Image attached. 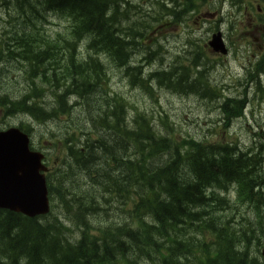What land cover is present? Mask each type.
I'll return each instance as SVG.
<instances>
[{
	"label": "trees",
	"instance_id": "16d2710c",
	"mask_svg": "<svg viewBox=\"0 0 264 264\" xmlns=\"http://www.w3.org/2000/svg\"><path fill=\"white\" fill-rule=\"evenodd\" d=\"M10 2L15 16L4 35L24 50L7 47L0 61L2 119H16L29 133L57 129L43 150L46 160L54 152L59 161L47 174L48 215L31 219L0 209V264H264V153L256 160L222 136L195 139L165 112H131L101 69H115L151 101L163 90L187 96L204 89L209 101L219 97L202 80L189 82L186 60L181 71L163 69L153 58L158 52L139 43L146 19L160 21L162 4L152 1L148 12L120 0L4 6ZM170 14L165 9L163 16ZM56 17L66 24L52 33ZM8 82L17 84L16 93ZM230 106L233 114H226ZM241 106L231 101L218 109L236 118ZM233 188L242 195L230 203L221 195ZM109 206H119L113 222L98 212ZM55 212L85 227L70 236Z\"/></svg>",
	"mask_w": 264,
	"mask_h": 264
},
{
	"label": "flooded vegetation",
	"instance_id": "af4514ba",
	"mask_svg": "<svg viewBox=\"0 0 264 264\" xmlns=\"http://www.w3.org/2000/svg\"><path fill=\"white\" fill-rule=\"evenodd\" d=\"M147 1L151 0L141 2ZM162 2L163 8L172 9L174 13L163 16L165 12L163 9L160 13L162 17L151 36L159 35L157 41L161 44L158 46L166 53V60L174 62L175 57L187 56L192 60L199 56L197 54L199 51L210 53L212 36L219 33L226 52L223 56L214 55L213 66L218 64L223 67L222 73L237 83L244 100L247 101L251 94L255 99L262 95L264 73L260 71L264 68V0H162ZM197 3L211 5L212 10L217 4L218 11L204 10V6L200 7ZM224 8H227L226 13H223ZM170 17H173L171 21L168 19ZM170 52L173 54H169ZM232 61L242 62L238 71L229 66ZM208 64L210 66L209 62ZM208 64L201 61L200 66L207 68ZM240 74L242 77L234 80Z\"/></svg>",
	"mask_w": 264,
	"mask_h": 264
},
{
	"label": "rangeland",
	"instance_id": "374dc122",
	"mask_svg": "<svg viewBox=\"0 0 264 264\" xmlns=\"http://www.w3.org/2000/svg\"><path fill=\"white\" fill-rule=\"evenodd\" d=\"M8 7L6 6H2L0 7V14H4L5 16V12L7 11ZM205 10V9H204ZM218 11L216 9V5H214L213 8V12L214 11ZM227 12V8L223 9V13ZM4 17L1 16L0 18V31L3 28V25L1 23V20ZM66 23H64V20L62 18H58L56 17L55 20H53L52 25H54L52 27L51 32L55 33L59 28L64 27ZM193 25V23H192ZM59 27V28H58ZM21 41H17L16 39L11 40L10 45L11 47H15L16 49L19 47L16 44H20ZM21 45V44H20ZM157 50V48L155 47V51ZM188 54V53H186ZM102 71L107 75V77L111 78V85L113 87V89L120 93L125 99L126 101L129 103V106H131V112H133V107L136 108L137 110L140 111H144L147 113H151L153 115H157L159 112H165L170 116V119L173 121V123L175 125L178 126L179 130L183 133V134H188L192 137H194L195 139L199 138V137H207L209 132L207 127L210 128V122L215 121L216 119H218V113L217 112H212L209 107L211 106V104H207L204 101H199L198 99H196L195 97H181L175 94H171L169 92H158L156 96V100L151 101L146 95H144L143 93L139 92L138 90H134L130 87H128L123 81L122 79H120L118 77V72H115V69L109 68L107 67V65H102ZM229 66L238 71L239 70V66L237 65V63L234 62H230ZM175 74H177V72H174ZM239 77H242V75H237L236 79H238ZM9 78L12 79L11 74L9 76ZM208 81L211 85L213 86H220V81H221V70L219 68L215 69L213 74L211 75V73L209 72L208 74ZM13 81V80H12ZM192 82V81H189ZM8 89L9 93H16L18 89V86L16 83H10L8 82L6 87ZM228 111L231 113V110L228 109ZM261 115L264 117V106L261 107V109L259 110ZM16 115V114H15ZM130 115H132V113H130ZM247 115H249L247 113ZM0 120H2L0 122V128L3 125H7V124H13V122L16 121V119H10L8 120L6 124H4V120L1 117L0 114ZM16 124V123H15ZM240 124H237L235 126V132L233 133V139L237 140L239 142L240 145H247L249 140L246 141L245 140V135L248 134V132L250 130H244L243 132L241 130L238 129V126ZM52 130L53 133L55 135H58V131H54L55 128L53 129L51 127V125L48 126H40L39 128H36V132L39 133V135L36 134V138L37 141L35 142V147L37 148L39 146V140L38 137H40V135H44L43 140H45L47 138V130ZM218 133V134H217ZM215 134L217 135H221L222 134V129L220 130V132H217ZM217 139V138H216ZM41 141V140H40ZM48 147V145H47ZM46 147V148H47ZM259 149H261V147L258 145ZM52 160L56 163L57 160H55V157L52 156ZM53 164V163H52ZM102 199V198H101ZM100 202V199H99ZM117 206L116 208H112V207H108L107 208V213H102V210H98V212L100 213V216L102 218V220L104 221H111L113 222L114 220H117L120 214V210H118ZM121 208V207H120ZM113 210H117V213L115 214V212H112ZM56 217L61 219L64 224L68 227L71 228L72 233L70 234V236H72L73 234H77L80 232L81 229H77L76 227H80V228H84L85 224H83V222H77V224L75 225V227L72 226V223L74 222V220H72V223H68L67 219L64 218V216L61 215V213L59 212H55ZM74 225V224H73ZM93 228L94 229H98V226L96 224H93ZM95 232V231H93ZM69 236V239L73 240L72 237Z\"/></svg>",
	"mask_w": 264,
	"mask_h": 264
},
{
	"label": "water",
	"instance_id": "95a60500",
	"mask_svg": "<svg viewBox=\"0 0 264 264\" xmlns=\"http://www.w3.org/2000/svg\"><path fill=\"white\" fill-rule=\"evenodd\" d=\"M43 158L30 150L29 137L20 130L0 132V209L27 217L49 212Z\"/></svg>",
	"mask_w": 264,
	"mask_h": 264
},
{
	"label": "bare ground",
	"instance_id": "6f19581e",
	"mask_svg": "<svg viewBox=\"0 0 264 264\" xmlns=\"http://www.w3.org/2000/svg\"><path fill=\"white\" fill-rule=\"evenodd\" d=\"M120 2H122L121 0H120ZM21 44V43H20ZM20 44L18 45V44H16L17 46H19V48H15V47H13V49L16 51V52H19V51H23L24 50V48H22V47H20ZM103 68V66H101V69ZM100 72H101V70H100ZM174 72L175 71H173V74H174ZM191 83H193V82H191ZM259 147H258V145L257 144H253L252 146H251V149H250V153H249V155H251V156H253V155H255V154H257L258 152H259Z\"/></svg>",
	"mask_w": 264,
	"mask_h": 264
}]
</instances>
